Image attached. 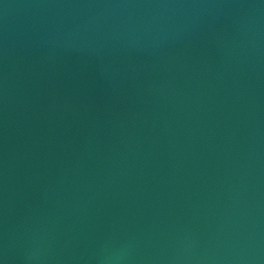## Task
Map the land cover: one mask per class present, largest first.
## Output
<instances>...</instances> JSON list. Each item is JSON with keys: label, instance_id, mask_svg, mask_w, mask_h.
<instances>
[{"label": "water", "instance_id": "obj_1", "mask_svg": "<svg viewBox=\"0 0 264 264\" xmlns=\"http://www.w3.org/2000/svg\"><path fill=\"white\" fill-rule=\"evenodd\" d=\"M0 264H264V0H0Z\"/></svg>", "mask_w": 264, "mask_h": 264}]
</instances>
